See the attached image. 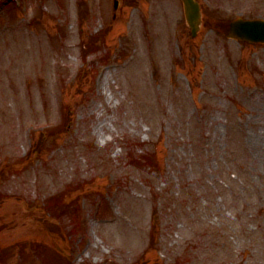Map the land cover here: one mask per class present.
Wrapping results in <instances>:
<instances>
[{
  "label": "rangeland",
  "instance_id": "374dc122",
  "mask_svg": "<svg viewBox=\"0 0 264 264\" xmlns=\"http://www.w3.org/2000/svg\"><path fill=\"white\" fill-rule=\"evenodd\" d=\"M199 1L0 0V264H264V0Z\"/></svg>",
  "mask_w": 264,
  "mask_h": 264
},
{
  "label": "water",
  "instance_id": "95a60500",
  "mask_svg": "<svg viewBox=\"0 0 264 264\" xmlns=\"http://www.w3.org/2000/svg\"><path fill=\"white\" fill-rule=\"evenodd\" d=\"M186 15L193 33L199 30L201 22L200 6L195 0H183ZM229 37L241 39L250 43L264 42V20L237 19L231 23Z\"/></svg>",
  "mask_w": 264,
  "mask_h": 264
}]
</instances>
